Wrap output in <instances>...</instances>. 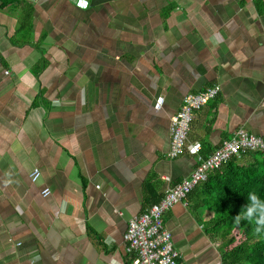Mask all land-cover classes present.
Instances as JSON below:
<instances>
[{
  "label": "crops",
  "instance_id": "1",
  "mask_svg": "<svg viewBox=\"0 0 264 264\" xmlns=\"http://www.w3.org/2000/svg\"><path fill=\"white\" fill-rule=\"evenodd\" d=\"M16 1L0 9V264H128L130 219L197 164L168 155L186 94L221 87L191 122L203 156L264 136V0ZM189 197L164 216L179 263L221 264L214 211Z\"/></svg>",
  "mask_w": 264,
  "mask_h": 264
},
{
  "label": "built area",
  "instance_id": "2",
  "mask_svg": "<svg viewBox=\"0 0 264 264\" xmlns=\"http://www.w3.org/2000/svg\"><path fill=\"white\" fill-rule=\"evenodd\" d=\"M220 89V85L215 84L202 91L186 94L180 109L172 115V141L168 155L176 158L189 153L197 158V164L188 176L169 186L160 200L130 219L123 237L128 264H180L181 253L175 246L172 232L165 225L166 212L176 203L183 202L187 205L190 192L205 181L211 171L219 168L232 156L240 157L247 152L264 154V136L243 128L236 130L230 138L224 139L208 156L201 154L200 142H188L195 111L215 98ZM39 176L40 169L36 167L31 173L32 181H36ZM42 192L46 196L50 189L45 188Z\"/></svg>",
  "mask_w": 264,
  "mask_h": 264
},
{
  "label": "trees",
  "instance_id": "3",
  "mask_svg": "<svg viewBox=\"0 0 264 264\" xmlns=\"http://www.w3.org/2000/svg\"><path fill=\"white\" fill-rule=\"evenodd\" d=\"M13 4L17 1L0 0V9ZM31 10L30 5L26 13L31 15ZM27 22L28 19L22 20L20 30ZM245 156L250 158L245 160ZM250 191L264 198V154L261 152L232 156L189 194L214 211V216L205 222L204 230L220 242L221 264H264V229L257 231L253 221L235 220L247 203Z\"/></svg>",
  "mask_w": 264,
  "mask_h": 264
},
{
  "label": "clouds",
  "instance_id": "4",
  "mask_svg": "<svg viewBox=\"0 0 264 264\" xmlns=\"http://www.w3.org/2000/svg\"><path fill=\"white\" fill-rule=\"evenodd\" d=\"M241 219L253 221L258 227L257 231L264 229V198L256 191H250L247 196V203L242 207L241 212L235 216L239 222Z\"/></svg>",
  "mask_w": 264,
  "mask_h": 264
},
{
  "label": "water",
  "instance_id": "5",
  "mask_svg": "<svg viewBox=\"0 0 264 264\" xmlns=\"http://www.w3.org/2000/svg\"><path fill=\"white\" fill-rule=\"evenodd\" d=\"M28 1H34V0H28ZM89 3V5H96L98 3H102V2H105V1H108V0H85Z\"/></svg>",
  "mask_w": 264,
  "mask_h": 264
},
{
  "label": "flooded vegetation",
  "instance_id": "6",
  "mask_svg": "<svg viewBox=\"0 0 264 264\" xmlns=\"http://www.w3.org/2000/svg\"><path fill=\"white\" fill-rule=\"evenodd\" d=\"M85 1V0H84ZM87 2V1H86ZM88 3V2H87Z\"/></svg>",
  "mask_w": 264,
  "mask_h": 264
}]
</instances>
